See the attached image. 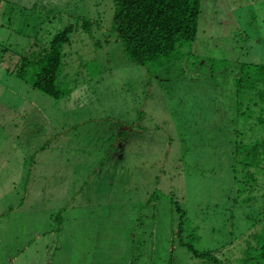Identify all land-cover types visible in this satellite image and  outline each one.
<instances>
[{
	"label": "rangeland",
	"instance_id": "rangeland-1",
	"mask_svg": "<svg viewBox=\"0 0 264 264\" xmlns=\"http://www.w3.org/2000/svg\"><path fill=\"white\" fill-rule=\"evenodd\" d=\"M114 10L0 0V43L14 49L75 27L58 83L69 96L0 68V264H205L187 242L237 264L261 205L230 186L216 131L253 123H228V63L264 65V0H203L197 39L150 67L112 55Z\"/></svg>",
	"mask_w": 264,
	"mask_h": 264
},
{
	"label": "trees",
	"instance_id": "trees-1",
	"mask_svg": "<svg viewBox=\"0 0 264 264\" xmlns=\"http://www.w3.org/2000/svg\"><path fill=\"white\" fill-rule=\"evenodd\" d=\"M113 2L115 10L105 41L109 42L111 37L117 39L122 54L110 51L108 54L125 56L142 66L162 65L185 43L192 44L197 39L203 0ZM83 21L82 28L92 34L91 20L83 18ZM74 31L75 27L69 24L57 31L49 43L34 50L23 51L25 48L14 49L6 41L0 43V68L34 89L61 100L72 92L60 88L58 83L66 65L64 49L71 43ZM101 42L98 40L95 45L100 48ZM228 71L231 76L228 81V123H236L241 117L252 119L253 123L248 130L237 124L228 129L222 126L223 132L216 131L220 137L216 144L228 152V170L233 183L230 179V186L238 194L247 191L249 203H260V218L255 223L262 224L260 233L252 232L248 240L243 241L241 246L245 250L237 264H264V65L245 62L232 65L229 62ZM183 230L180 226L178 233L181 235ZM184 245L205 264H231L226 254L221 256L214 250H198L191 242Z\"/></svg>",
	"mask_w": 264,
	"mask_h": 264
}]
</instances>
